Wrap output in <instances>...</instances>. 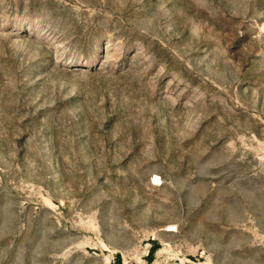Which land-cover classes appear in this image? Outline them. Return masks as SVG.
<instances>
[{"label": "rangeland", "instance_id": "obj_1", "mask_svg": "<svg viewBox=\"0 0 264 264\" xmlns=\"http://www.w3.org/2000/svg\"><path fill=\"white\" fill-rule=\"evenodd\" d=\"M0 264H264V0H0Z\"/></svg>", "mask_w": 264, "mask_h": 264}]
</instances>
